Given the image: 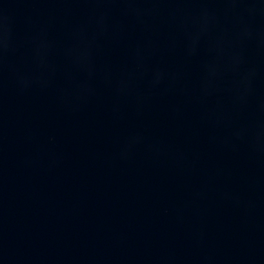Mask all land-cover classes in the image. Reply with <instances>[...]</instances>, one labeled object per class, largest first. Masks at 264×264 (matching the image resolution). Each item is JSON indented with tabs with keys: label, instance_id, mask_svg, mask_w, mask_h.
I'll list each match as a JSON object with an SVG mask.
<instances>
[{
	"label": "water",
	"instance_id": "95a60500",
	"mask_svg": "<svg viewBox=\"0 0 264 264\" xmlns=\"http://www.w3.org/2000/svg\"><path fill=\"white\" fill-rule=\"evenodd\" d=\"M0 264H264V0H0Z\"/></svg>",
	"mask_w": 264,
	"mask_h": 264
}]
</instances>
